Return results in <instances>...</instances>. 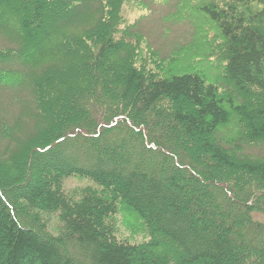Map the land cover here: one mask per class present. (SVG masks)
I'll list each match as a JSON object with an SVG mask.
<instances>
[{"label":"trees","instance_id":"obj_1","mask_svg":"<svg viewBox=\"0 0 264 264\" xmlns=\"http://www.w3.org/2000/svg\"><path fill=\"white\" fill-rule=\"evenodd\" d=\"M0 264H264V0H0Z\"/></svg>","mask_w":264,"mask_h":264},{"label":"rangeland","instance_id":"obj_2","mask_svg":"<svg viewBox=\"0 0 264 264\" xmlns=\"http://www.w3.org/2000/svg\"><path fill=\"white\" fill-rule=\"evenodd\" d=\"M122 13L125 15L127 20H132L135 16H137L139 13H141V11L132 7L131 5L125 4L122 8ZM76 183H77V181L74 179V180H72L71 185H74ZM123 230H125V229L123 228ZM123 236H128V234L125 233V234H123ZM140 239H141V237H139V236L134 238V240H140Z\"/></svg>","mask_w":264,"mask_h":264}]
</instances>
